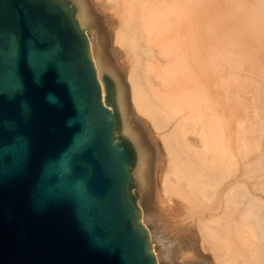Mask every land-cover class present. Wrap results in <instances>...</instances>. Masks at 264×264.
<instances>
[{
    "label": "water",
    "instance_id": "1",
    "mask_svg": "<svg viewBox=\"0 0 264 264\" xmlns=\"http://www.w3.org/2000/svg\"><path fill=\"white\" fill-rule=\"evenodd\" d=\"M107 47L89 0H0V264H156L153 151Z\"/></svg>",
    "mask_w": 264,
    "mask_h": 264
},
{
    "label": "bare ground",
    "instance_id": "2",
    "mask_svg": "<svg viewBox=\"0 0 264 264\" xmlns=\"http://www.w3.org/2000/svg\"><path fill=\"white\" fill-rule=\"evenodd\" d=\"M89 1L153 151L156 264H264V0Z\"/></svg>",
    "mask_w": 264,
    "mask_h": 264
},
{
    "label": "rangeland",
    "instance_id": "3",
    "mask_svg": "<svg viewBox=\"0 0 264 264\" xmlns=\"http://www.w3.org/2000/svg\"><path fill=\"white\" fill-rule=\"evenodd\" d=\"M241 1V0H240ZM243 1V3L244 4H246V3H248V4H251V5H253V3H254V0H242ZM119 59H120V62L122 63V62H125L127 59H125L124 58V56H122L121 58H120V56H119ZM125 60V61H124ZM126 68V67H125ZM140 116L142 115V114H139ZM142 116H144V115H142ZM141 116V117H142ZM145 117V116H144ZM144 117H142L143 119H145ZM145 121H146V119H145ZM138 201H139V198H137V200H136V202L138 203Z\"/></svg>",
    "mask_w": 264,
    "mask_h": 264
}]
</instances>
